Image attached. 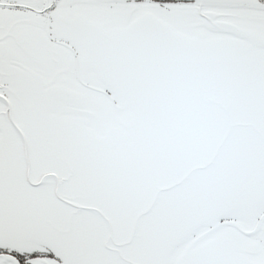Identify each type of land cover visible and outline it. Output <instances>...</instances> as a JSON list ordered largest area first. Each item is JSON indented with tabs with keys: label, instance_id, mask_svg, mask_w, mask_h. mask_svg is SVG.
<instances>
[{
	"label": "snow or ice",
	"instance_id": "6c2138e0",
	"mask_svg": "<svg viewBox=\"0 0 264 264\" xmlns=\"http://www.w3.org/2000/svg\"><path fill=\"white\" fill-rule=\"evenodd\" d=\"M0 264H264V0H0Z\"/></svg>",
	"mask_w": 264,
	"mask_h": 264
}]
</instances>
